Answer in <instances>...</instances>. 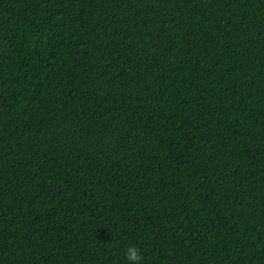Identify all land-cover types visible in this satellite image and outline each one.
Wrapping results in <instances>:
<instances>
[{
    "label": "trees",
    "instance_id": "16d2710c",
    "mask_svg": "<svg viewBox=\"0 0 264 264\" xmlns=\"http://www.w3.org/2000/svg\"><path fill=\"white\" fill-rule=\"evenodd\" d=\"M264 264V0H0V264Z\"/></svg>",
    "mask_w": 264,
    "mask_h": 264
},
{
    "label": "clouds",
    "instance_id": "9594fccd",
    "mask_svg": "<svg viewBox=\"0 0 264 264\" xmlns=\"http://www.w3.org/2000/svg\"><path fill=\"white\" fill-rule=\"evenodd\" d=\"M127 264H142L143 255L140 249L136 246H129L125 250Z\"/></svg>",
    "mask_w": 264,
    "mask_h": 264
}]
</instances>
